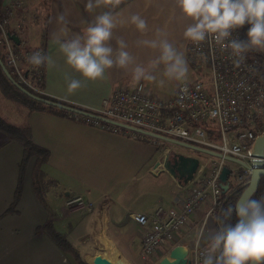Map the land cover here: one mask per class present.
<instances>
[{"label": "crops", "instance_id": "1", "mask_svg": "<svg viewBox=\"0 0 264 264\" xmlns=\"http://www.w3.org/2000/svg\"><path fill=\"white\" fill-rule=\"evenodd\" d=\"M16 1L2 0V10H10L13 17L35 14L36 26L30 20L27 23V42L37 47L44 45L45 54L56 61L55 68L44 65V94L76 106L97 108L101 99L118 85L134 86L130 72L114 68L109 70L106 80L88 83L69 95L65 74L80 77L64 63L58 46L52 42L53 34L61 26L57 17L65 15L71 35L81 32L102 9L89 13L85 9L87 0H20L22 5L15 8ZM116 13L125 20L139 14L147 21L148 31L144 36L130 24L118 28L114 34L125 39L128 50L138 62L147 63L154 53L138 47L136 42L154 38L158 29L167 32L176 47L183 45L186 54L189 41L184 39L183 31L189 22L182 17L176 0H130L116 9ZM112 43L114 45V41ZM177 83L161 97L170 95ZM24 113L32 140L49 150L48 160L41 165V170L44 179L53 180L55 184L46 189L43 203L34 191L36 158L31 157L24 172L16 212L4 214L13 199L23 148L18 140L8 139L0 130V264H78L74 256L63 251L47 233L45 225L48 223L64 235L84 263L93 264V258L101 255L111 264H129L125 259L141 250L140 229L130 214H150L158 207H172L176 193L166 194L161 189L156 190V186L168 179L178 190L179 181L166 170L164 163L168 153L179 152L175 146L186 147L172 144L163 147L159 154L155 149L154 153L148 149L145 152L148 146L137 141L139 138L45 111L27 112L25 109ZM76 195L90 202L91 209H69L65 202ZM208 207L209 201H204L190 217V224L199 220ZM205 229L208 230V221L203 231ZM191 237L189 233L186 241ZM205 241L200 237L202 246Z\"/></svg>", "mask_w": 264, "mask_h": 264}, {"label": "built area", "instance_id": "2", "mask_svg": "<svg viewBox=\"0 0 264 264\" xmlns=\"http://www.w3.org/2000/svg\"><path fill=\"white\" fill-rule=\"evenodd\" d=\"M20 5L22 1L15 2V8ZM21 15L12 20V12H4L0 20V43L5 47L7 64L18 82L43 93L36 85L43 74L42 67L28 63V57L42 49L22 50L28 42L22 41L20 32L23 24L29 22V15ZM11 34L18 37V43L10 38ZM234 36L240 39L239 30ZM186 59L195 79L178 82L170 95L155 96L142 82L134 86L121 84L102 98L97 108L81 107L87 114L73 112V117L99 129L154 144L161 145L165 140L139 130L221 154L205 153L208 157L204 162L199 161L192 179L178 183L172 207H158L150 214H130L140 229L142 257L153 259L160 248L185 244L189 248L190 264H202L205 246H197L196 240L221 194L223 168L229 170L227 179L234 186L247 184L250 171L239 162L251 164L254 139L264 132V78L257 70L255 59L246 54L237 67L230 50L212 41L199 45L189 42ZM22 63H26L23 70ZM212 125L217 127L218 141L211 137L209 127ZM232 164L236 166L232 167ZM204 201H209L208 209L199 220L190 224V217ZM65 204L71 210L81 211L90 210L92 205L81 195L69 197ZM189 233L192 237L186 241Z\"/></svg>", "mask_w": 264, "mask_h": 264}, {"label": "clouds", "instance_id": "3", "mask_svg": "<svg viewBox=\"0 0 264 264\" xmlns=\"http://www.w3.org/2000/svg\"><path fill=\"white\" fill-rule=\"evenodd\" d=\"M122 3L123 0H87L86 11H102L81 32L71 35L65 15L57 17L61 26L53 34L52 42L58 46L64 63L80 77L65 74L69 95L88 83L106 80L107 73L114 68L130 72L134 85L143 81L163 86L165 78L176 82L187 80L189 66L184 53L170 42L163 29H158L154 38L136 42L138 47L154 53L147 63L138 62L128 50L125 39L114 35L126 24L134 26L141 36L148 31L147 21L139 14L125 20L116 13ZM176 4L189 22L183 31L185 40L195 45L212 41L230 50L237 67L247 53L264 52V0H176ZM245 25L249 26L246 38L241 40L234 36ZM28 63L37 68L56 67L52 56L41 51L33 52ZM158 77L162 78L158 80ZM221 216L217 217L218 227L210 230L206 238L202 264H264V196L256 199L242 195L234 206L224 209ZM233 216L234 223L231 222ZM202 235L203 231L197 237V246Z\"/></svg>", "mask_w": 264, "mask_h": 264}, {"label": "trees", "instance_id": "4", "mask_svg": "<svg viewBox=\"0 0 264 264\" xmlns=\"http://www.w3.org/2000/svg\"><path fill=\"white\" fill-rule=\"evenodd\" d=\"M128 1L130 0H124L123 3L120 5V7L126 4ZM3 15H4V11L2 10V0H0V20L3 18ZM248 27H249L248 25H245L243 28L239 29L241 40L246 38ZM0 35H1V31H0ZM0 39H1V36H0ZM32 47L33 46L31 45L26 46L22 50L31 51L33 49ZM42 53L45 54L44 45L42 47ZM247 55L250 59L256 60L257 70L259 74L264 78V52L252 51V52L247 53ZM0 59L5 65V67L8 69L13 79L19 84L20 87L28 90L30 93L40 98L54 101V102H57L63 105L71 106V107L82 110L80 106H76L66 101L46 95L44 93L37 92L33 90L32 88L27 87L25 84L18 82L17 77L12 73L11 67L7 64L5 57L1 52H0ZM41 67H42L41 68L42 72H44V66H41ZM36 85L40 89H43V85H44V75L43 74L36 81ZM0 86L10 98L16 101H19V103L26 109L27 112H31L34 110L45 111L53 115L69 117L71 119L80 121L79 119H75L73 117L74 113L71 111H68L60 107L45 104L27 95L25 92L21 90L20 87L16 86L4 75L1 67H0ZM0 130L6 134L8 139L18 140L21 143L22 148H23L22 158L19 162L18 177H17L16 187L14 190L13 199L10 205L4 211V214L16 212V205L22 194L24 172H25L29 159L33 156L36 158L34 166H33V187H34V191L36 195L38 196V198L44 203L45 201L44 193L46 189L49 186H52L55 184V181L53 180L44 179V174L41 170V165L48 160V157L50 154L49 150L43 146L36 144L32 140L30 128L29 126H27V124H20V125L12 124L0 116ZM245 186L246 185L239 186V187L234 186L229 181V179H227L225 182L222 183L221 194L219 198L217 199L216 205L212 209V212L208 218V223H209L211 230L216 229L218 227L217 217L221 216L224 209L235 205L237 198L239 197L240 193L245 188ZM251 196H253V198H256V199H259L261 196H264V175L260 177L258 187ZM231 222L233 223L235 222L234 216ZM45 228H46L47 233L50 235V237L55 241V243L63 251L70 252L74 256L78 264H86L80 259L78 254L72 249L70 244L66 241L64 235L58 232L57 230H55V228L52 226L51 223H48L47 225H45Z\"/></svg>", "mask_w": 264, "mask_h": 264}, {"label": "water", "instance_id": "5", "mask_svg": "<svg viewBox=\"0 0 264 264\" xmlns=\"http://www.w3.org/2000/svg\"><path fill=\"white\" fill-rule=\"evenodd\" d=\"M10 38L15 42L18 43L19 39L15 34H11ZM0 67L4 73V75L12 82L14 83L16 86L20 87L19 84L13 79V77L11 76V74L9 73L8 69L5 67V65L3 64V62L0 59ZM21 90L23 92H25L27 95H29L30 97L39 100L45 104L48 105H52V106H56V107H60L63 109H66L68 111L74 112V113H86L84 111H81L77 108L71 107V106H67V105H63L54 101H50L47 99H43L40 98L32 93H30L28 90L20 87ZM118 124V123H117ZM119 125L123 126V127H127V128H131L129 126L120 124ZM142 133L152 136V137H156V138H160L163 139L165 141L174 143L178 146H182V147H186L195 151H200L203 153H208V154H212V155H216V156H221V154L205 149V148H201V147H197L194 145H190L188 143L173 139V138H169V137H165V136H161L152 132H148V131H143V130H139ZM168 155V154H167ZM167 155H166V161L164 163V166L166 168V170L173 176L176 177L177 180L180 183H187L189 180L192 179L198 164H199V160L197 157L195 156H191V155H184L182 153H176V159L173 161L172 164H170L169 162H167ZM227 159H232L231 157H226ZM241 165H243L244 167H246L247 169H249L250 174H249V178L247 181V184L245 186V188L242 190V192L240 193L239 197L237 198V200L242 196V195H252L253 192L257 189L259 181H260V177L264 175V132L261 134H258L256 136V138L254 139V143H253V147H252V160H251V164L247 165L243 162H239ZM229 174V170L227 168H223L221 175H220V179L221 182H225L227 180ZM237 202V201H236ZM93 264H111L110 261L101 256V255H97L93 258L92 261ZM155 264H190V259H189V248L188 246H186L185 244H176L174 246H172L168 252L163 255Z\"/></svg>", "mask_w": 264, "mask_h": 264}, {"label": "rangeland", "instance_id": "6", "mask_svg": "<svg viewBox=\"0 0 264 264\" xmlns=\"http://www.w3.org/2000/svg\"><path fill=\"white\" fill-rule=\"evenodd\" d=\"M14 6H15V3H14ZM18 15H17V17H12V20H15V18L17 19V18H20L21 16H23V15H20V17H19ZM34 16H35V14H32L31 16L29 15V20L33 24V26L35 27L36 24H37V22H36L37 18L34 19ZM25 20L27 21L26 18H25ZM27 26H28V24L25 22L23 24V28H22V30L20 32V37H21L22 41H24V42L28 41V35H27V32H26ZM6 27H8V26L6 25ZM30 45H31L30 43H27V45H25V46H30ZM31 46H33V45H31ZM32 48H33V50L34 49H38V48L42 49V47H37V46H33ZM177 49L184 53V56H185V59H186L184 46L183 45L182 46L179 45L177 47ZM0 52L4 55V57L6 59L5 47L1 43H0ZM188 66H189V73H188V77H187L186 82H190V81H193L195 79V75H194L189 63H188ZM25 68H26V63H24V64L22 63L21 70H23ZM160 78H162V77H158V80ZM175 82L176 81H168L165 78V83H164L163 86L159 85L158 82L157 83L143 82V83H144V85H146L148 87V89H150V91L155 96L161 97L166 91H168L170 89L171 85H173ZM24 110H25V108L19 103V101H16V100L10 98L0 86V116L3 117L5 120H7L8 122H10L12 124H17V125L18 124L19 125L20 124H27V126H29L27 121H26V117L24 118V116H25ZM209 128H211V130H212L211 137H214L215 140L218 141L219 135H218V132H217V127L215 125H212ZM30 133H31V130H30ZM137 141H139V142L143 143L144 145L148 146V148H144L145 152H146V149H148V151L150 153H154L156 151L158 154L160 153V151L162 150L163 147L170 146V145L174 144V143H171V142H168V141H164V143L161 144V145L159 143L158 144H154V143H152V141H149V140L145 141V140H142V139H137ZM174 145H176V144H174ZM154 149H155V151H154ZM175 149L177 151L181 152V153H187V154H191L192 153L201 162L206 161V159L208 157L205 153H201V152H198V151H195V150H192V149L177 148L176 146H175ZM234 166H236V165L232 164V167H234ZM158 189H161L162 191H165L166 194H169L170 192H172V193L175 192L176 193V191H177L173 181L171 182L168 179L161 180L156 186V190H158ZM13 195H14V193H13ZM210 230L211 229H210V226H209V223H208V230L205 229L203 231V235L201 236V240L202 241L204 239L206 240ZM169 249L170 248H160V249H158L156 254H155V258H153V259L142 257L141 256V250H140L139 253H135V255L133 257H130V259L126 258L125 260L129 264H155L163 255H165L168 252Z\"/></svg>", "mask_w": 264, "mask_h": 264}, {"label": "flooded vegetation", "instance_id": "7", "mask_svg": "<svg viewBox=\"0 0 264 264\" xmlns=\"http://www.w3.org/2000/svg\"><path fill=\"white\" fill-rule=\"evenodd\" d=\"M176 153H181V152L171 151L170 153H168V155H167V162H169L170 164H172L173 161L176 159V155H175ZM182 154H184V153H182Z\"/></svg>", "mask_w": 264, "mask_h": 264}]
</instances>
